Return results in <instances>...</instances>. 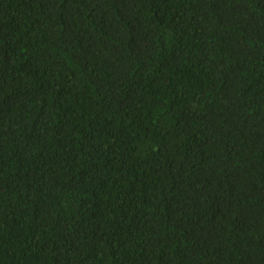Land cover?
<instances>
[{
    "label": "trees",
    "instance_id": "1",
    "mask_svg": "<svg viewBox=\"0 0 264 264\" xmlns=\"http://www.w3.org/2000/svg\"><path fill=\"white\" fill-rule=\"evenodd\" d=\"M0 264H264V0H0Z\"/></svg>",
    "mask_w": 264,
    "mask_h": 264
}]
</instances>
